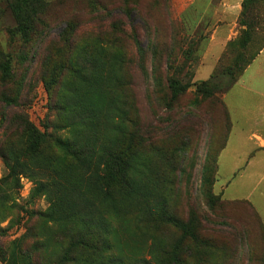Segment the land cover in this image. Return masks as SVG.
I'll list each match as a JSON object with an SVG mask.
<instances>
[{
    "label": "rangeland",
    "instance_id": "374dc122",
    "mask_svg": "<svg viewBox=\"0 0 264 264\" xmlns=\"http://www.w3.org/2000/svg\"><path fill=\"white\" fill-rule=\"evenodd\" d=\"M10 1L0 0V195L4 197L0 199V264H46L61 259L68 240L57 224L39 215L47 202L32 196L28 176L20 177L18 189L2 180L7 172L5 136L14 141L22 136L14 117L2 118L11 114L2 95L16 96L29 121L41 133L47 132L42 137L48 148H53V138L69 136L48 110L51 101L42 83L55 74L50 72L51 64L64 52L59 35L67 21L77 25L76 47L102 45L110 55H124L118 70L107 65L105 74L130 82L122 86L124 105L118 103L117 109L133 122L127 126L137 131L147 156L159 159L160 196L176 220L141 230L135 228L131 215L117 221L115 242L126 263L144 264L143 259L151 257L150 235L144 231L155 228L157 235L178 244L179 256L186 255V248L192 254L180 264H264V225L254 208L247 201H222L220 195H212L209 184L230 129L223 94L264 44V0H257L256 9L249 11L253 20H247L256 25L245 46L237 24L240 10L238 15L231 10L222 14L219 0H46L45 27L40 26L39 36L28 42L10 32L15 26ZM234 20L236 34L215 64L213 79L206 73L208 65L203 66L205 74L196 77L212 29ZM178 86L183 89L174 92ZM205 87L213 88V94H204ZM170 153L178 166L174 173L167 170L165 157ZM204 176L209 183L203 184ZM202 237L210 240L211 248L196 242ZM203 250L210 254L208 262L202 261Z\"/></svg>",
    "mask_w": 264,
    "mask_h": 264
},
{
    "label": "trees",
    "instance_id": "16d2710c",
    "mask_svg": "<svg viewBox=\"0 0 264 264\" xmlns=\"http://www.w3.org/2000/svg\"><path fill=\"white\" fill-rule=\"evenodd\" d=\"M256 2L241 1L237 24L242 27L243 46L249 42L250 32L256 25L255 21L252 24L247 20L248 17L253 20L249 11L256 9ZM8 6L15 19L10 32L21 34L26 42L38 37L39 29L45 27L49 2L11 0ZM76 29V24L65 23L59 35L64 52H59L60 59L51 64L50 72L55 71V74L42 81L51 101L48 110L60 119L58 127L66 128L69 136L53 138V148H48L42 137H47V132L41 133L29 121L16 96L2 95L11 111L2 118L14 117L22 134L18 141L5 136L2 144L6 151L3 158L7 172L2 180L5 185L18 189L20 177L28 176L33 183L32 196L43 197L47 202L46 209L39 215L57 224L68 237L62 258L45 261L46 264H130L129 261L126 263L115 242L117 221L131 215L135 228L141 230L166 221L176 223V220L160 196L159 159L147 156L137 131L133 126L128 127L133 122L117 109L118 103L124 105L122 86L130 85V82L115 74H105L107 65L118 70L124 55L115 52L110 55L102 45L89 49L76 47L73 39ZM121 34L122 31L118 33ZM53 58L48 60L49 64ZM213 77L212 72L209 79ZM205 83L208 82L201 84ZM182 89L178 86L174 92ZM213 92V88L203 89L209 96ZM117 97L122 99L118 101ZM173 156L170 153L165 157L167 170L172 173L178 168ZM203 179V184L210 181L205 176ZM214 180L215 177L209 183L212 195L219 197L213 191ZM3 198L0 195V199ZM214 204H211L212 208ZM152 229L150 233L144 231L151 240L147 246L151 257L143 259L144 264H180L192 257L187 248L184 250L186 255L179 256L178 244L163 239L156 234L155 228ZM196 242L211 248L210 240L204 237ZM42 244L46 246L44 241ZM208 256L210 254L203 250L202 261L208 262Z\"/></svg>",
    "mask_w": 264,
    "mask_h": 264
},
{
    "label": "crops",
    "instance_id": "0c3cea01",
    "mask_svg": "<svg viewBox=\"0 0 264 264\" xmlns=\"http://www.w3.org/2000/svg\"><path fill=\"white\" fill-rule=\"evenodd\" d=\"M241 1L219 0L222 14L238 15ZM236 31L235 20L212 29L196 77L205 74L204 65L210 76ZM222 100L230 129L217 154L213 191L224 201H247L264 224V46Z\"/></svg>",
    "mask_w": 264,
    "mask_h": 264
}]
</instances>
